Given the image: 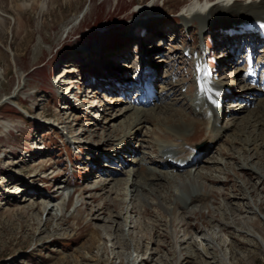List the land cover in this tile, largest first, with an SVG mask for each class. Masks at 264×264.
Returning <instances> with one entry per match:
<instances>
[{
  "label": "rangeland",
  "instance_id": "obj_1",
  "mask_svg": "<svg viewBox=\"0 0 264 264\" xmlns=\"http://www.w3.org/2000/svg\"><path fill=\"white\" fill-rule=\"evenodd\" d=\"M196 3L206 6V0H0V264H264V126L253 128L251 113L226 120L224 140L201 156L202 177L190 184L181 172L146 164L158 155L149 130L135 134L123 153L134 163L113 166L117 178L96 172L111 143L133 131L126 112L121 121L113 118L124 110L111 103L118 93L94 86L88 75L126 62L129 80L148 66L169 81L189 80L181 53L200 38V21L185 20L189 6L204 10ZM237 15L206 14L215 22L202 37L212 42L219 25L231 21L218 19ZM134 21L145 36L132 44ZM155 109L165 108L148 111L156 119L143 132L161 130L165 117L182 118ZM237 134L251 145H232ZM140 161L163 174L145 183ZM131 181L146 188L132 192ZM201 192L205 203L187 209Z\"/></svg>",
  "mask_w": 264,
  "mask_h": 264
},
{
  "label": "bare ground",
  "instance_id": "obj_2",
  "mask_svg": "<svg viewBox=\"0 0 264 264\" xmlns=\"http://www.w3.org/2000/svg\"><path fill=\"white\" fill-rule=\"evenodd\" d=\"M220 1L221 0H219L216 5H211V7L204 14L201 12L203 10H196V9L192 8L191 6H189V8L186 11L188 13V16H190V18H185L186 23L189 24L192 20H199L200 25H201L202 30H203L206 27V25H208V23H210V20L206 21V19L211 14H213V16H215V17L221 16L222 14H229V15L230 14H232V15L239 14V15H237V17L239 19L253 20V21L261 20L262 16H264V0H259V1H257V0H244L245 2H249L248 4L243 2V1L238 2L237 0H235L234 2L230 3L232 5L229 4L228 0L227 1L222 0L221 2ZM194 7L204 9V6L203 7L198 6V4L195 5ZM215 10H216V12H214ZM206 14H208L209 16L205 17ZM213 21H215V20H212V22ZM134 26L135 25H133L130 29L132 30L134 28ZM125 68H127V66H122V67L117 68L120 75H122L125 72L119 71V70H123ZM239 79H241L240 74H239ZM243 90L248 92L249 88L246 87V88H243ZM182 101L184 102L182 107H178V108H174V109H170L167 106L164 107L168 111H172V110L176 111L177 116H178L177 118H180V114H181L182 118H181V120L179 119L180 121H173L171 123H167L166 119H165L166 117H165V118H163L164 123L162 122V125H160V127H159V128H161V130L157 129L156 126H152L151 129L146 128L145 132H143L142 130L145 129V125L148 124V121H151L152 119H156V115H151V113L148 112V111H152V113H153L152 108H151V110H149V109L138 110V109H134V108L131 109L128 106L125 107L124 112L121 115H118L119 117H117V119L118 120L120 118L122 119L124 116L123 114L126 115V113H127V115L125 117L128 118V120H129L127 124L130 128H128V130L133 131V136H131V138L128 137L131 134V131H126L125 134L122 136V138H119L120 139L119 142H116L114 144V148L110 151V153L112 152V153H115L116 155L122 154L124 151L125 145H127L128 142H130L131 140L134 141L135 139H137V137L136 138L134 137L135 134H139L140 136L146 137L148 130H149L152 133V135H151L152 139L151 140H152V147L154 149L153 152L154 153H160L159 156H157V155L155 156L156 160L155 159L151 160V158L148 159V162L146 164L150 168H155L157 170V172L160 171L159 168L163 169L164 167H167V168L172 169V170L176 169L178 172L185 174L184 177L187 179V182L189 184L191 183L189 181L190 178H193V180H195L196 178L202 177L201 176L202 174L199 173V169L201 168V162L202 161H199L200 160L198 158L199 155H197V152H196L197 150L196 151L194 150L193 145L198 143L199 141H202L203 143L206 142V146L209 145V147H211L215 142L222 139V136L225 134L226 130L230 129L229 126H227L225 124L222 125L223 118H227L228 115L226 116L227 113L223 112L221 118H219V113H217L215 110L212 109V107L210 106V104L207 100L205 102H202V99L200 97H198V98L196 97L193 100H188V101L182 100ZM243 101H245V100H243ZM118 102L120 103V102H122V100L118 99ZM160 108H163V107H160ZM253 110H251L250 119H253L255 123H254V125H252V127L255 128L258 125L264 126V97L263 96L261 99L255 101V107L253 108ZM230 115H233V114H230ZM169 120L172 121V119H170V118H169ZM173 120H177V119H173ZM114 121H116V119ZM132 121H133L135 126H138V130H136L137 127L132 126ZM166 123H167V126L165 127V129H162V126H164ZM2 128L7 129V126L4 125V126H2ZM241 135H242V137H241ZM240 138H242V139H240ZM248 138L249 137H247L246 140L244 141L243 134H237V135H234V137L232 139H230V143H232V145H234L235 142H239V144L242 143L244 148H246L247 147L246 144L251 145V140ZM253 149L254 150L257 149V145L254 146ZM245 152H247V150ZM106 154H107V152L103 155L102 158H107ZM112 156H113V154H112ZM238 158H242V157L238 156ZM143 159L147 161V158H143ZM128 162H129V160H128ZM145 162L140 161L139 164H137L138 163L137 162V163H135V166L136 165H138V167L140 166V169L142 168V170L144 171V174L141 175L140 178H143V181L145 183H152L156 177H158L159 175H161L163 173H156L155 170L145 168V166H147V165L146 164L142 165V163H145ZM198 162H199V164H198V166H196L195 163H198ZM129 163L131 165V163H134V162L130 161ZM158 163H162V165L159 166V165H157ZM105 166H109V165H105ZM185 168H190L193 171H191V170L185 171ZM240 168L244 169L246 167L241 164ZM131 170H132V168H131ZM131 170L129 172H131ZM247 170H249L251 173L256 174L252 166H250ZM97 171L98 172L99 171L104 172L105 170L98 169V170H96V172ZM165 173H166V176H169V179H171L170 177H173V175H174V174L172 175V171L165 172ZM138 178H139V176H138ZM261 178L263 179L264 176H261ZM110 180H112V179H110ZM263 181L264 180H262V182ZM131 184L133 186L132 192L133 191L137 192L139 189L142 190L143 188H146V187H144L143 184H137L133 181H131ZM191 186L196 187L197 184H196V186H195V184H193V185L191 184ZM201 187H203V186H201ZM207 193H209V192H207ZM206 198H207L206 194H204L202 192L197 194V195H194L193 198L191 199V201L190 202L188 201L189 203L186 204L187 209L190 208V205L192 202L204 204ZM175 211H176V209L174 210V208H172V210H170L172 215L173 214L175 215L177 213ZM175 217H177V216H175ZM250 224H251V222H250ZM252 225L258 226V222H255Z\"/></svg>",
  "mask_w": 264,
  "mask_h": 264
}]
</instances>
